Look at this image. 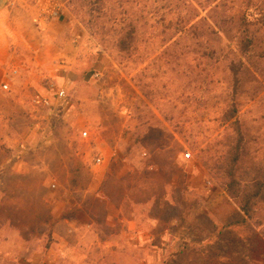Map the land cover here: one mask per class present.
<instances>
[{
    "label": "crops",
    "instance_id": "1",
    "mask_svg": "<svg viewBox=\"0 0 264 264\" xmlns=\"http://www.w3.org/2000/svg\"><path fill=\"white\" fill-rule=\"evenodd\" d=\"M57 5V0H0V136H4L0 143L5 146L3 149L0 146V264H41L42 261L43 264H71L73 261L100 264L121 252V248L132 251L130 260L134 264L159 262L160 252L169 247L167 238L173 234L175 224L171 220L167 224L169 228H160L165 220L153 209L159 206L162 209L167 204L173 207L171 192H168L170 185L161 180L154 182L153 177L161 175V168L147 152L143 160L133 162L128 159L125 148H120L138 101L134 83L123 79L132 94L129 101L114 110L112 118L121 120L114 131L108 122L111 116L103 106H96L98 113L91 116L94 122L73 134L84 119L81 113L86 108L84 103L57 117L55 107L52 113L32 104L37 93L52 99L50 86L53 84L64 91L82 82L84 71L79 67L84 54L80 39L69 30L67 8L59 16L51 17ZM4 84L9 85L8 91L3 90ZM102 95L98 98L104 99ZM98 98L92 102L103 103ZM74 99L77 103L91 101ZM60 123L68 126L59 129ZM84 132H88V138L82 137ZM4 149H10L13 155L1 157ZM67 150L75 159H67V165L62 163L65 170L55 172L59 178H52L50 164L57 163L56 158L59 155L62 158ZM43 151L46 159L51 158L38 165ZM94 155L103 158L101 165L91 164L90 158ZM38 167L43 168L39 177L49 178L56 189L58 182L66 183L67 189L63 192L66 205L76 210L70 216L64 211L55 218L50 214L57 223L51 226L44 260L37 258L34 249L36 210L31 206L37 198ZM5 184L12 187L9 189ZM70 185H74V191ZM21 187L23 194L19 192ZM74 195L79 196L77 205H72ZM21 198L28 205L23 210ZM218 225L222 226V232L239 227L237 222L229 221ZM209 240L202 244H179L178 256L170 260L174 264L182 263L189 257L190 248H201L205 243L210 246Z\"/></svg>",
    "mask_w": 264,
    "mask_h": 264
},
{
    "label": "rangeland",
    "instance_id": "2",
    "mask_svg": "<svg viewBox=\"0 0 264 264\" xmlns=\"http://www.w3.org/2000/svg\"><path fill=\"white\" fill-rule=\"evenodd\" d=\"M114 1L102 0L100 3L96 0H69L66 6L69 30L80 39L84 59L79 68L84 74L82 82L68 90L64 89L67 96L65 102L59 103L56 94L51 91L55 116L63 115L64 111L84 103L86 108L81 111L84 119H81V126L74 128L73 132L78 134L88 123L94 122L91 116L98 113L96 106H103L111 116L108 117V122L114 131V127L117 128L121 121L119 117L112 118L114 110L129 101L132 94L123 79L136 81L138 76L143 77L141 85L136 86L138 101L129 120V132L125 131L126 137L123 135L124 141H121L120 148H125L128 159L133 162L143 160L145 158L143 154L147 152L161 168V175L153 177L154 182L161 180L170 185L168 192H171L173 207L167 204L163 205L162 209L159 206L153 211L167 221H164L160 228H169L167 224L174 220L175 225L172 226L174 232L168 235L169 247L160 252V261L151 264H174L170 258L178 256L179 244L191 245L192 242L202 244L210 237V246H206L205 243L201 248H190L189 257L184 258L180 264H249V260L245 258L248 256L262 260L264 257L262 243L255 240L251 245H241V238L245 241L250 238V227L238 225V229L234 227L223 232L220 230L222 226L218 224L225 221L239 223L243 219V214L225 187L227 184L225 172L216 168H225L228 165L227 139L232 134L238 135L236 130L240 127H243L241 129L243 132L245 130L249 132V138L260 137L258 145H252V151L261 148V143L264 142V93L262 99L254 104L245 97L238 98L232 103L226 94L227 89L221 84H211L206 76L207 72L202 74L203 77L192 78L191 82L190 79L178 76L180 70L165 64L162 57L164 50H118L115 47L113 33L108 32L109 28L101 32L94 25L96 17L100 18L101 23L108 21L111 16L109 10L114 7ZM138 1L140 3L142 0ZM89 2L94 4L93 10L86 6ZM120 4L123 10H129L127 0H122ZM133 11L140 14L141 8ZM119 13L121 11L116 12L114 16ZM148 55L151 56L146 59ZM98 73L101 76H96ZM102 83L104 89H101ZM101 93L104 99L98 98ZM75 97L91 101L77 103ZM94 98L103 103L97 101L93 103ZM232 104H236L234 109ZM235 109L239 111L238 116L234 113ZM229 117L233 119L226 125ZM63 126L68 124L60 123L58 128L61 129ZM3 137L1 135L0 139ZM0 146L2 149L5 148L1 143ZM13 153L10 149H4L1 157L8 158ZM60 157L59 155L56 158L57 163L50 164V170L53 171L50 175L54 176L52 178H59L57 174L64 169L62 163L67 165V159H75L69 150L62 158ZM50 158L46 159L43 151L37 160L38 165ZM96 158L97 155L90 158L93 166H98ZM40 167L36 170L38 176L35 179L37 198L31 206L36 210L37 236L34 249L37 250V258L44 260V247L48 244L51 226L57 223L52 218L59 216L61 211L70 216L75 214L76 210L72 211L66 205L67 198L64 199L63 196L64 190L67 189L66 183L58 182L57 189L53 190L49 178L45 180V177H39L43 169ZM5 186L10 189L12 184ZM19 190L23 194V187ZM71 190L74 191V185L71 186ZM74 197L72 205H77L79 196ZM25 201L23 198L20 199L22 210L28 206ZM21 215L23 219V214ZM128 249L121 248V252L117 255L110 254L111 256L100 264H134L130 260L133 256L132 251ZM70 256L74 257L73 254ZM71 264H75L74 261Z\"/></svg>",
    "mask_w": 264,
    "mask_h": 264
},
{
    "label": "trees",
    "instance_id": "3",
    "mask_svg": "<svg viewBox=\"0 0 264 264\" xmlns=\"http://www.w3.org/2000/svg\"><path fill=\"white\" fill-rule=\"evenodd\" d=\"M121 1H114L106 23L94 18L98 30L113 33L118 50H164L165 64L180 70L181 78L191 82L207 72L211 84L227 89L232 103L242 97L253 104L262 99L264 0H142L143 5L127 0L129 10H123ZM86 6L93 10L94 4ZM138 7L140 14L133 11ZM131 81L138 87L143 77ZM234 113L238 116L239 111ZM242 128L227 139L228 165L216 169L225 172L228 194L244 216L238 225L250 227L251 236L242 244L259 240L264 245V142L252 151L260 137L251 139ZM245 258L249 264H264V257Z\"/></svg>",
    "mask_w": 264,
    "mask_h": 264
},
{
    "label": "built area",
    "instance_id": "4",
    "mask_svg": "<svg viewBox=\"0 0 264 264\" xmlns=\"http://www.w3.org/2000/svg\"><path fill=\"white\" fill-rule=\"evenodd\" d=\"M58 1V5H57V8L55 10V12L51 15V17H57L60 15V13L66 9V6L69 2V0H57ZM3 90L4 91H8L9 90V85L8 84H4L3 85ZM50 89L53 93L56 94V97H57V101L59 103H63L67 100V96H66V93L65 91L63 90H59L58 88H56V86L53 84L50 86ZM32 104L35 106V107H38V108H42V109H46V110H49L50 112L54 113V105H53V101L51 98L49 97H46L42 94H35L32 98ZM82 137L83 138H88V132H84L82 134ZM103 163V158L102 157H97L96 158V164L99 166ZM52 188L53 189H56V185L53 184L52 185Z\"/></svg>",
    "mask_w": 264,
    "mask_h": 264
}]
</instances>
